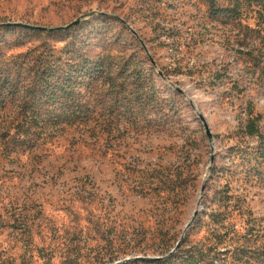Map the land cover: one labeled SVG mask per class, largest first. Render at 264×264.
<instances>
[{"label":"rangeland","instance_id":"rangeland-1","mask_svg":"<svg viewBox=\"0 0 264 264\" xmlns=\"http://www.w3.org/2000/svg\"><path fill=\"white\" fill-rule=\"evenodd\" d=\"M79 19L73 29L104 20L138 38L167 105L91 138L71 129L17 152L0 140V264H143L174 249L196 210L183 241L209 243L220 229L235 235L226 264H264V71L247 70L248 48L206 0H0L2 26ZM16 115L9 108L0 124Z\"/></svg>","mask_w":264,"mask_h":264},{"label":"trees","instance_id":"trees-1","mask_svg":"<svg viewBox=\"0 0 264 264\" xmlns=\"http://www.w3.org/2000/svg\"><path fill=\"white\" fill-rule=\"evenodd\" d=\"M206 2L211 19L231 29V37L248 48L240 52L246 57L247 70L254 75L264 71V49L260 48L264 45V0ZM249 20L255 21L254 27L247 24ZM32 35L42 39L38 46L16 55L8 53L24 46ZM141 45L138 38L128 40L104 20L86 30L68 31L0 25V115L11 107L17 114L13 122L0 124V140L17 152L71 129H87L91 138L98 129L112 127V119L123 116L139 122L151 109L165 107L167 100L160 98L153 75L145 69ZM253 114L251 109L245 129L251 138L260 136V119ZM104 118L108 122L100 124L98 120ZM215 217L217 224L226 220ZM234 239L235 235L213 230L209 243L187 244L186 239L174 254L169 249L163 257L143 264H226L229 251L224 249Z\"/></svg>","mask_w":264,"mask_h":264},{"label":"water","instance_id":"water-1","mask_svg":"<svg viewBox=\"0 0 264 264\" xmlns=\"http://www.w3.org/2000/svg\"><path fill=\"white\" fill-rule=\"evenodd\" d=\"M80 23H81V20L79 19V20L73 22L72 24H70L68 26L58 27V28H54V29H47V28H43V27H36V26L26 25V24H22V23L9 24V25H13V26H16V27H24V28H27V29H30V30L35 29V30H41V31H47V30L48 31H63V30L68 31V30L72 29L73 27L78 26ZM206 129H207L208 135L210 136L211 133L208 130L207 126H206ZM205 190H206V186L203 185L202 186V189H201V193L204 194L205 193ZM198 215H199V210H196L195 213H194V217L186 225V228H185V231H184L183 236L178 241L176 247L171 251V254H174L180 248V246L182 245V242L184 240V237L186 236L187 232L193 227L194 221L196 220V218L198 217Z\"/></svg>","mask_w":264,"mask_h":264}]
</instances>
